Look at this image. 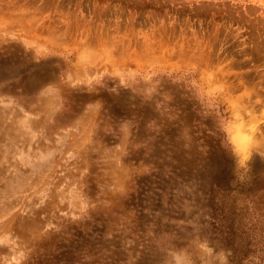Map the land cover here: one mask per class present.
<instances>
[{
    "label": "rangeland",
    "instance_id": "1",
    "mask_svg": "<svg viewBox=\"0 0 264 264\" xmlns=\"http://www.w3.org/2000/svg\"><path fill=\"white\" fill-rule=\"evenodd\" d=\"M0 264H264V0H0Z\"/></svg>",
    "mask_w": 264,
    "mask_h": 264
},
{
    "label": "bare ground",
    "instance_id": "2",
    "mask_svg": "<svg viewBox=\"0 0 264 264\" xmlns=\"http://www.w3.org/2000/svg\"><path fill=\"white\" fill-rule=\"evenodd\" d=\"M31 164L34 166L35 165V161L31 162ZM74 186V185H73Z\"/></svg>",
    "mask_w": 264,
    "mask_h": 264
}]
</instances>
